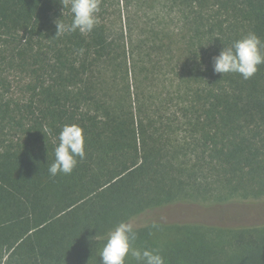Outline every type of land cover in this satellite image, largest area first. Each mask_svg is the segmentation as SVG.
Listing matches in <instances>:
<instances>
[{
	"label": "trees",
	"instance_id": "trees-1",
	"mask_svg": "<svg viewBox=\"0 0 264 264\" xmlns=\"http://www.w3.org/2000/svg\"><path fill=\"white\" fill-rule=\"evenodd\" d=\"M61 2L0 0V264H102L108 232L149 208L264 201V65L213 64L264 42V0H100L91 32L56 36ZM65 125L86 159L53 177ZM136 230L165 264H264V224Z\"/></svg>",
	"mask_w": 264,
	"mask_h": 264
},
{
	"label": "clouds",
	"instance_id": "clouds-1",
	"mask_svg": "<svg viewBox=\"0 0 264 264\" xmlns=\"http://www.w3.org/2000/svg\"><path fill=\"white\" fill-rule=\"evenodd\" d=\"M63 7L70 3L72 22L65 25L57 20V35L65 32L81 34L91 32L98 23L97 13L100 11V0H62ZM264 42L250 32L230 47H225L219 55L213 57L214 71L218 74L234 73L244 80L251 79L264 65ZM54 161L49 165L51 176L70 175L79 161L86 159V138L83 129L78 125H65L59 134V144L54 148ZM79 158V160L77 159ZM95 239H99L98 235ZM137 239L134 222H119L107 234V240L99 256L102 264H126V258L134 257L138 264H165L164 257L150 249L133 247Z\"/></svg>",
	"mask_w": 264,
	"mask_h": 264
},
{
	"label": "rangeland",
	"instance_id": "rangeland-1",
	"mask_svg": "<svg viewBox=\"0 0 264 264\" xmlns=\"http://www.w3.org/2000/svg\"><path fill=\"white\" fill-rule=\"evenodd\" d=\"M247 204L249 202L245 201L220 204L215 202H174L149 208L131 220L136 228L154 223L172 225L200 222L223 227L264 224V201L246 206Z\"/></svg>",
	"mask_w": 264,
	"mask_h": 264
}]
</instances>
